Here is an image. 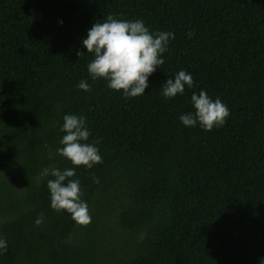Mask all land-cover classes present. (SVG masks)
<instances>
[{
	"label": "trees",
	"instance_id": "16d2710c",
	"mask_svg": "<svg viewBox=\"0 0 264 264\" xmlns=\"http://www.w3.org/2000/svg\"><path fill=\"white\" fill-rule=\"evenodd\" d=\"M108 15L175 34L144 95L87 73L81 40ZM181 69L193 88L165 99ZM201 89L229 109L211 131L179 120ZM66 113L85 116L102 157L76 169L86 226L49 207L46 173L72 167L56 152ZM0 235V264H259L264 0H0Z\"/></svg>",
	"mask_w": 264,
	"mask_h": 264
},
{
	"label": "clouds",
	"instance_id": "9594fccd",
	"mask_svg": "<svg viewBox=\"0 0 264 264\" xmlns=\"http://www.w3.org/2000/svg\"><path fill=\"white\" fill-rule=\"evenodd\" d=\"M62 23V21H60ZM191 36V33L188 34ZM175 38L171 31L150 32L143 20H122L108 15L103 22H94L81 40V46L93 58L87 64V73L91 80L103 79L107 87L121 91L125 98L145 94L149 87V77L164 63L163 54L167 51L169 41ZM84 52L77 51L78 57ZM190 72L179 70L174 78H168L161 85V96L165 99L183 95L185 88H193ZM76 87L82 91L91 90L87 80H80ZM190 103L194 111L179 116L185 127H199L211 131L224 125L229 116V109L217 97L212 99L205 90L192 92ZM59 131L64 133L59 140L58 155L67 159L72 167L52 168L49 173L54 179L47 180L49 207L54 211H65L71 219L86 226L91 222L88 204L82 199L80 179L76 169L83 166L91 169L102 163V157L96 146L99 141L88 142L91 135L86 126L84 115L64 114ZM93 182H98L95 177ZM44 221L43 214L34 220L35 226ZM7 240L0 235V255L7 250ZM264 264V258L259 259Z\"/></svg>",
	"mask_w": 264,
	"mask_h": 264
}]
</instances>
